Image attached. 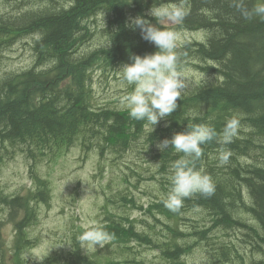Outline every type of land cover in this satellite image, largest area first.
Returning <instances> with one entry per match:
<instances>
[{"label":"trees","instance_id":"16d2710c","mask_svg":"<svg viewBox=\"0 0 264 264\" xmlns=\"http://www.w3.org/2000/svg\"><path fill=\"white\" fill-rule=\"evenodd\" d=\"M128 2L0 0V53L31 40L24 50L32 58L28 67L0 75V173L1 164L14 153L38 163L73 146L84 155L96 151L102 161L124 169L126 189L114 186L112 178L104 188L114 194L107 198L108 207H134L141 215L107 210L105 219L89 228L112 239L105 256L101 249L85 253L74 238L73 248L52 253L40 264H153L139 247L158 251L157 264H199L190 259L197 250H202L203 264H264V19L244 20L231 0H185L188 15L174 30L204 36L180 34L178 67L189 65L201 73L202 82L185 90L177 109L152 131L146 121L132 119L125 107L103 100L93 87L95 70L120 67L133 54L156 51L139 30L126 26L128 17L177 0ZM258 2L249 0L248 6ZM132 90L128 85L126 93ZM233 116L240 120L238 135L227 145L213 140L202 146L197 161L213 178L214 194H196L178 213L169 211L162 200L171 187V164L182 154L172 148L162 152L157 144L192 124L208 123L222 133ZM224 150L232 155L220 167L218 156ZM32 176L35 188L27 195L0 187L1 261L3 224L14 222L15 253L21 255L33 243L29 229L39 205L49 203L48 180ZM141 180L157 187L143 203L131 190ZM113 244L119 249L116 256ZM17 260L23 261L21 256Z\"/></svg>","mask_w":264,"mask_h":264},{"label":"rangeland","instance_id":"374dc122","mask_svg":"<svg viewBox=\"0 0 264 264\" xmlns=\"http://www.w3.org/2000/svg\"><path fill=\"white\" fill-rule=\"evenodd\" d=\"M177 32L191 39H201L204 36L201 32L180 33V30ZM29 41L31 40H20L14 49L0 53V75L7 71L24 69L32 63L31 55L24 50V46H28ZM101 69L95 70L93 74L95 92L103 100L110 99L116 105L124 107L121 100L128 94L126 93L128 85L121 78L120 68ZM179 69L187 77V89L202 82L201 73H197L189 65L188 69ZM68 81L69 78L65 80V82ZM1 168L0 187L10 192L27 195L35 188L32 175L37 173L48 180L51 196L48 204L39 205L37 219L29 229L33 243L21 255L15 253L16 227L14 222L8 220L3 224L1 230L5 259L1 261L0 258V264H40L52 253L73 248L75 246L73 239H79L82 233L90 230V226L100 224L107 216V210H113L118 214H126L128 211L135 218L141 216L134 207L129 210L123 207L118 209L108 207L107 198L114 194L110 189L104 188H107L112 178L114 186L126 189L127 184L121 180L124 169L117 167L108 159L102 161L96 151L84 155L83 151L73 146L70 150H64L60 155L41 159L38 163L28 161L21 154L14 153L5 159ZM154 187L157 190L153 182L141 180L137 186L132 185L131 190L137 201L143 203L150 200L147 192L154 190ZM143 226V223H139L140 228ZM111 242L112 239L108 237L104 246L100 247L91 243L82 244L79 239L81 250L91 255L101 249V254L105 256V248ZM115 246L116 244L111 246L113 256L119 254V249ZM139 248L147 263L157 264L158 251ZM20 256L23 261L17 260ZM190 259L203 264L202 250H197Z\"/></svg>","mask_w":264,"mask_h":264},{"label":"clouds","instance_id":"9594fccd","mask_svg":"<svg viewBox=\"0 0 264 264\" xmlns=\"http://www.w3.org/2000/svg\"><path fill=\"white\" fill-rule=\"evenodd\" d=\"M131 3V0L130 2ZM249 5V0H231V7L244 20L264 19V0ZM185 0L175 3H157L146 14L129 16L126 26L133 31L139 30L143 40L153 44L156 51L145 55H131L130 63H123L119 68L121 78L133 90L126 94L121 103L128 115L136 121H146L152 131L160 120L166 119L178 107L184 91L188 88L187 77L179 69L177 49L182 43L180 34L174 30L181 25L188 15ZM147 17H153L155 22ZM240 120L233 116L224 124L222 133L208 123L192 124L186 131L176 132L157 144L163 152L168 148L182 154L171 164V187L167 197L162 200L164 207L178 213L186 199L199 194L210 197L215 192L213 178L197 167L203 155V147L213 140L230 144L238 135ZM232 153L221 151L218 166L229 164ZM108 234L101 229L85 231L80 236L82 244L91 243L103 247Z\"/></svg>","mask_w":264,"mask_h":264}]
</instances>
